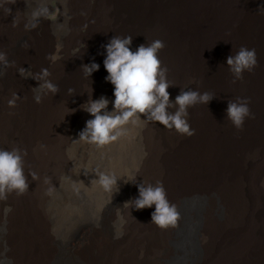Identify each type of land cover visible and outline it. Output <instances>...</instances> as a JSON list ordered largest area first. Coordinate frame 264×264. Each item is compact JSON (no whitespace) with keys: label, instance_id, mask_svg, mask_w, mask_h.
<instances>
[{"label":"bare ground","instance_id":"1","mask_svg":"<svg viewBox=\"0 0 264 264\" xmlns=\"http://www.w3.org/2000/svg\"><path fill=\"white\" fill-rule=\"evenodd\" d=\"M144 2L145 6H133L125 0H105L100 10L103 24H90L89 38L102 43L116 35L140 38L135 28L150 25L151 11L157 8L156 0ZM261 5L264 0H253L247 13L245 0H208V10L203 9V0H193L168 21L160 17L166 23H157L145 44L161 40L165 45L158 57L173 85L168 89L171 100L175 102L181 88L208 92L214 99L188 108V122L195 130L192 136L144 121L143 152L131 165L112 152H94L95 144L73 137L82 100L93 99L106 88L104 46L91 50L79 66L51 68L47 81L58 91L45 89L37 103L20 69L40 74L45 38L31 28L26 34L18 0H0V53L9 61L8 66L0 62V149L18 147L26 152L25 174L35 172L38 177L28 176L29 190L23 195L12 193L0 201V264H56L57 260L73 264L66 262L68 254L59 256L57 248L70 247L72 242L77 249L73 253L66 249L77 255L80 264H264ZM120 11L127 16L115 28ZM180 16L187 20V30ZM188 34L191 37L185 38ZM161 35L165 38L159 39ZM241 47L255 49L258 63L236 79L227 57ZM93 61L100 68L90 76L82 66ZM99 74L104 79L99 80ZM14 94L15 104L10 105ZM237 98L250 101L254 116L245 119L242 129L227 120L228 101ZM97 172L121 179L120 191L114 195L91 184ZM157 181L180 213L175 227L161 229L152 223L155 205L139 211L123 207L139 196V183ZM82 183L85 189L100 187L91 212L88 204L79 201ZM9 205L12 211L6 214ZM183 207L187 221L181 247Z\"/></svg>","mask_w":264,"mask_h":264},{"label":"clouds","instance_id":"2","mask_svg":"<svg viewBox=\"0 0 264 264\" xmlns=\"http://www.w3.org/2000/svg\"><path fill=\"white\" fill-rule=\"evenodd\" d=\"M47 12L48 8L44 5L34 9L25 27H36L34 21ZM132 42L131 36L116 35L104 45L106 49L104 68L108 73L105 79L114 85L113 110H108L110 101L106 96H101L99 99L89 97L81 108L93 118L86 121V127L80 131L77 140L102 147L117 140L129 124L136 125L141 120L158 122L166 129L174 128L182 135L195 134V130L188 122V108L196 104H209L214 99L212 94L181 88L180 94L173 102L168 91L173 85H170L167 80V68L162 67L158 57L159 50L165 46L164 43L161 40H155L150 44H141L136 51H133L130 47ZM0 62H3L5 66L9 65L3 53H0ZM257 63L256 50L247 47H241L235 54L227 57V66L236 79H242L243 73L252 71ZM99 68L100 65L95 61L82 66V70L90 76ZM43 72L47 76V70ZM20 73L26 79L32 78L30 70L20 69ZM45 89L54 93L58 91L57 86L50 81L39 83L33 89L37 103L41 102L40 93ZM16 98L14 94V99L9 100V104L14 105ZM249 103L250 101L242 98L228 101L227 120L231 121L237 129H242L246 118H254ZM26 155L27 153L22 152L18 147L11 150L0 149V201H6L12 193L16 195L26 193L29 190L28 176H31L32 180L38 179L35 172L25 174L24 157ZM96 176L98 178L93 179L91 184L99 185L106 192L114 193V195L120 191L118 181L121 179L114 174L97 172ZM124 182L131 181L124 180ZM137 187L139 196L126 201L123 207H131L139 211L155 205V211L151 216L152 223L161 229L175 227L180 219V213L177 206L168 200L163 183L160 181L155 184L139 183ZM11 211L10 205L5 208L6 214Z\"/></svg>","mask_w":264,"mask_h":264},{"label":"rangeland","instance_id":"3","mask_svg":"<svg viewBox=\"0 0 264 264\" xmlns=\"http://www.w3.org/2000/svg\"><path fill=\"white\" fill-rule=\"evenodd\" d=\"M19 9L23 18V25L26 31L25 25L29 23L31 19V13L34 9L38 8L41 5H44L48 8L47 14L38 18L36 27H28L32 29V32L37 36L45 38L43 57L40 61V67L42 71L40 74L36 75L31 72L32 78L26 79L25 81L21 75L19 77L28 83V90L31 93H34V87H37L39 83L47 81V76L44 75L43 70H47V73L51 68H56L62 70L65 67L70 66H79L90 54V51L97 49L100 45L104 46L107 43L101 41H93L89 38L91 25L103 24L102 16L100 14L101 7L105 3V0H18ZM193 0H156L155 5L157 8L154 11H151L150 20L152 23L150 25H137L135 28V34L140 31L141 37L134 39L132 46L136 51L141 44H145L147 35L151 34L154 30L153 28L157 26V23L161 22L163 25L166 22L159 21L160 17H164L168 21V17L171 16L175 11L180 14L187 8L188 4ZM195 1V0H194ZM201 3L202 0H196ZM257 2L263 0H256ZM126 3L136 6L137 4H142L144 0H125ZM205 8H209L208 0H203ZM253 0H245V10L250 12V6L252 5ZM146 4V3H145ZM148 6V5H147ZM202 9V10H203ZM208 10V9H207ZM205 14V13H203ZM126 13L124 11L119 12L120 20L115 24V28H118L120 25L121 19L126 18ZM181 17V16H180ZM182 27L184 30L188 29L187 20L184 17H181ZM91 24V25H90ZM179 37L184 38L183 32H179ZM191 37L190 34L186 35L185 38ZM164 36H160L159 39H164ZM24 43V41H23ZM37 59V58H36ZM35 68V67H33ZM32 67L31 69L34 70ZM31 70V71H32ZM27 74V73H26ZM40 78H37L39 77ZM99 80L104 79L103 74H99ZM53 83V82H51ZM106 88L104 90L98 91L93 96V99H99L101 96H106L110 103L108 110H113L112 101H114V85L110 82L104 81ZM107 89V91H106ZM174 94V92H173ZM89 98H84L81 102V105L85 104ZM80 105V112L78 117L74 122L73 137L78 139L79 133L86 127V121L92 119L93 117L85 112ZM175 111V109H174ZM144 121L141 120L138 124L132 125L129 124L124 130L123 134L117 138V140L105 145L98 146L94 145V152H102L106 154L107 152H112L117 159L121 162H129L131 165L136 163L140 156L142 155L144 145L142 143L143 136L142 130L146 128ZM143 128V129H142ZM82 177L85 175L84 170H82ZM85 183H82L78 186L80 188V203L88 204V212L97 205V194L100 187L95 190V187L91 190L87 187L86 189L83 186ZM194 201V200H192ZM181 220L182 225L179 231L180 239L178 240L179 245L183 243L184 239L182 236V231L185 229V223L187 221L185 208H181ZM100 218L94 219V224ZM184 225V226H183ZM69 246L59 245L58 252L59 256L67 255L66 262L73 264H80L78 257L75 254H72L76 250V243H71L69 250L72 251L70 254L67 249ZM182 247V246H181ZM76 248V249H73ZM59 258V257H58ZM59 260H57V263Z\"/></svg>","mask_w":264,"mask_h":264}]
</instances>
